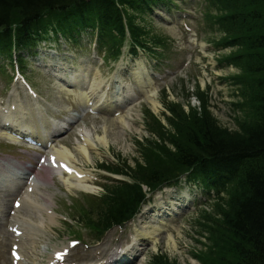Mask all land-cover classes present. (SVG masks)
I'll return each instance as SVG.
<instances>
[{
  "label": "trees",
  "instance_id": "16d2710c",
  "mask_svg": "<svg viewBox=\"0 0 264 264\" xmlns=\"http://www.w3.org/2000/svg\"><path fill=\"white\" fill-rule=\"evenodd\" d=\"M244 1L250 7L245 14H240L241 9L249 7L240 0L212 3L225 12L216 21L229 36L226 45L240 49L232 59L249 75L242 89L244 110L251 118L239 126V133L233 134L208 111L200 117H188L171 107V124L177 135L182 131L185 138L172 140L177 152L172 155L170 173L196 168V178L216 184L215 197L221 206V221L216 224L223 223L227 235H231L232 251L222 260L232 255L229 264H264V0ZM131 3L132 0H0V50L15 43L30 45L50 28L70 37L105 22L117 28L121 6ZM253 108L262 116L255 115ZM178 117L181 120L175 124ZM154 123L157 125L152 130L164 132L157 120ZM243 163L246 167L239 170ZM146 173L122 193L125 201L114 211L119 220L131 216L144 198L140 182L156 188L171 179H165L168 175L148 161ZM215 221L212 233L217 231ZM154 263L168 264V260L158 255Z\"/></svg>",
  "mask_w": 264,
  "mask_h": 264
},
{
  "label": "rangeland",
  "instance_id": "374dc122",
  "mask_svg": "<svg viewBox=\"0 0 264 264\" xmlns=\"http://www.w3.org/2000/svg\"><path fill=\"white\" fill-rule=\"evenodd\" d=\"M240 3H242L243 5L246 4L244 0H240ZM246 6L249 7V4H246ZM249 11L250 7H244L241 9L240 14H245ZM220 13L222 12L218 10V14ZM158 14H161V12L159 11ZM195 14L196 10H193L190 11V14L188 15L195 17ZM138 19L139 26H142L143 33H145V35L151 39L150 41H152V43H162L164 39L166 41L169 39H174L178 40L177 42H179V46L185 50L196 49V45L192 43V40H190V38L186 37L185 40L180 38V34L183 32V29H178L175 23L166 22V20L158 17L157 15L149 17L142 14ZM202 37L204 39L202 42V48L199 47L200 51L193 60V64L189 67V69H187L186 75L182 78L177 79V81H174L181 70V68H177L170 74V76L165 77L164 81L161 83L163 86L167 85L166 87H168L166 90L167 100L183 101L182 104L178 105L184 108V110L188 113L193 105L198 104L196 100L200 98V96H205V104L211 106V108H208L207 110L210 112V114H212L213 117L217 119L219 125L232 131L233 134L239 133V126L247 118V113H241V111L237 110V106L235 105L238 95V87L237 85H235L237 83V79H235L231 83L227 81L226 78H229V76H232L234 74L239 75L241 82V87L239 90H241L244 80L247 79L249 75L246 73V71H242L241 69L239 70L234 65H232V67L222 66L223 64L221 61L224 60L225 56L230 55L231 53L235 52V50L236 53L238 52V49L236 48H234L235 50L229 48H220V50L215 49L213 42L219 39L229 38L227 34H225L224 32H209L206 30L204 36ZM87 41L88 37L85 36L83 42L86 43ZM62 48L60 50V53L63 55ZM143 52L145 53V51ZM71 54L72 56L68 65L69 67H73V62L78 61L80 57L90 56L91 49L89 48V42H87V50L86 48L76 47V50L72 51ZM153 58L157 57L153 54L150 56V59ZM38 60L39 59L36 60V58H34L35 62H38ZM46 60H48V58ZM1 64L3 63H0V65ZM78 68H81V66L79 65ZM101 69L103 73H106L108 71L106 66ZM95 71H97V69H95ZM37 72V70L33 69L30 72V75L35 77H42V74L39 72L40 75H38ZM34 81L35 85L40 88V90L47 91L50 96H55V100H60L63 98L62 94L60 96L58 95V89L62 90L63 92V87L45 85L43 79H40L39 82H37L36 80ZM156 89L159 93L157 98H159L161 103L164 104L163 101H165V97H163L162 95L163 92L161 90V85L158 84ZM186 96H188L187 100H185ZM239 100H241V98H239ZM57 103L61 104V102L59 101H57ZM146 107H149L152 109L151 111H154L152 104L148 100H146ZM156 113L157 115H159L160 119L165 121L164 114L167 113L165 110H161V112L159 111ZM141 115H143L141 106L139 107V109L129 111L128 113H126V116L130 117L131 120L126 122V124L128 125L123 127L119 126V128L117 127V123L119 122H116L113 119L103 120L90 118V122L96 125V129L92 128L94 133L101 136L106 135L109 139V144L104 146L98 143L97 139L95 138L94 140H92L94 149L90 150L89 157L79 154L77 155L79 157L78 159L80 163H86L89 167H94L95 165H97V163L105 160L113 162L118 161L119 159L120 163L127 162L130 165H134L135 158L140 157L136 140H142L143 138L149 137V133L145 130L144 120L142 122ZM110 124H117L115 126L116 129L107 130L106 126H109ZM179 137H182V135H180ZM172 138L175 139V135L172 136ZM149 140L157 142L155 141L157 140V138L154 136L149 137ZM169 147L172 148V146L170 145ZM78 148L79 146H77V148L73 147L72 150L74 152H78ZM161 152L162 153L154 154L153 160L155 162L160 161L162 163H166V161L169 162V160H173L167 148H165V150H162ZM192 188L194 189V191H192L190 196L200 194V192H197L195 190V186H193ZM33 200L38 203L39 201H41V197L34 198ZM215 204H218V202L210 201L206 205H204L207 206V209L210 210L209 214L206 215L207 217H209L207 224L211 225L212 227L213 222L216 220L215 228L217 229V231H214L211 234L210 239H205V237L203 236V229H197L195 227L196 219L202 217L203 212L198 213L199 210L196 212L193 211L191 212V214L187 215L188 217L186 216L187 219L185 217L186 220L183 219L182 222L174 224L172 231H170V234L173 233L175 235L176 241H178L176 248H174V246L169 243L166 233H162L157 245L152 246V249L142 263L148 264L150 256L152 254L162 252L163 255L168 258V264H229L231 262L230 259L234 258V256L232 257L231 255L229 256V259L224 260H222V258L224 257V255L230 254L231 243L229 239L231 238V235L229 233L227 235V228L223 225V223L216 224L217 222L221 221L220 215H217L221 209V206L219 204L217 205L219 206V208L217 206L213 207V205ZM214 215H216V218L214 217ZM45 221L49 222L47 218H43L41 222L45 223ZM51 223L53 224V222ZM4 230L5 229L3 228V226H1L0 264H6L8 258L9 242H5V240H2V236L6 234ZM65 233L66 232L61 229L59 235L56 236L54 234V241H56L57 243H61V240L65 236ZM223 234L224 238H222ZM227 236L229 237L227 238ZM38 238L40 239L39 241L41 243H44L43 241L46 239L45 236ZM213 254L215 255L213 256Z\"/></svg>",
  "mask_w": 264,
  "mask_h": 264
},
{
  "label": "bare ground",
  "instance_id": "6f19581e",
  "mask_svg": "<svg viewBox=\"0 0 264 264\" xmlns=\"http://www.w3.org/2000/svg\"><path fill=\"white\" fill-rule=\"evenodd\" d=\"M132 1H137V0H132ZM145 3L143 4V3H141V0H140V4H141V6H142V8H145V4H149L148 3V1L147 0H143ZM136 77L138 78V79H142L143 78V75H141V71L139 70V69H137L136 70ZM76 77V76H75ZM74 77V78H75ZM83 97L84 98H86L87 97V94H84L83 95ZM148 97H149V99L151 100V102H152V104H153V108L154 109H156V111H160V107H161V105H160V103H159V101L156 99V98H152V97H150L149 95H148ZM253 110V112H254V114L255 115H258V116H262L261 115V112L258 110V109H256V108H253L252 109ZM121 122H122V124H118V128H119V126H126V125H128V124H123L124 122H125V120L123 119V118H121ZM116 125L115 124H111L109 127L107 126L106 128H107V130L108 129H112V130H114V129H116V127H115ZM115 134V133H114ZM101 140H102V142H103V144H107V142H108V138H107V136L106 135H104V136H102V138H100ZM87 141V143L85 144V145H82L81 146V149H82V151L84 152V154H88L89 152V150H88V145L90 144L89 143V139H87L86 140ZM59 156L62 158V159H64V160H70L71 161V156H69L68 155V152L65 150L64 152H59ZM246 163H243V164H241L240 165V167H239V170H242L243 168H245L246 167ZM83 188H85V189H88V186L87 185H84L83 186ZM162 207H160V209H161ZM159 209V210H160ZM157 215H158V213H156V219L154 220V223H157L158 221H160L159 219H157ZM24 225H26V223L24 222L23 223ZM21 225V227H22V229L24 230L23 231V235L21 236V237H19V243L21 244V242L22 241H25L26 239L28 240V238H27V236L25 237V235H29V232H28V228L26 227V226H24V225H22V224H20ZM214 225V224H213ZM157 228H158V226H157ZM157 228L156 229H154V230H152V229H150L149 230V233H145L144 235H148V234H154V235H156L157 233H158V231H157ZM211 230H212V228H210ZM143 231L142 230H138V236H139V234H141ZM167 237H168V241H169V243L170 244H172L173 246H174V248H176V246H177V243H178V241H176V238H175V235L172 233V234H169V235H166ZM12 239H16V237L14 236V235H12ZM155 239V238H154ZM30 240H32V238L30 237Z\"/></svg>",
  "mask_w": 264,
  "mask_h": 264
}]
</instances>
